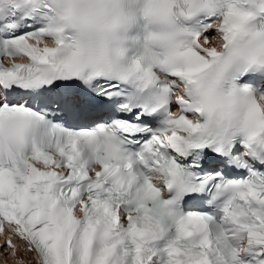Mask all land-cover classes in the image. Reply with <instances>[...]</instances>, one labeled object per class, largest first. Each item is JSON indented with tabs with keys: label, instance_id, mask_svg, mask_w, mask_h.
I'll list each match as a JSON object with an SVG mask.
<instances>
[{
	"label": "snow or ice",
	"instance_id": "1",
	"mask_svg": "<svg viewBox=\"0 0 264 264\" xmlns=\"http://www.w3.org/2000/svg\"><path fill=\"white\" fill-rule=\"evenodd\" d=\"M0 264H264V0H0Z\"/></svg>",
	"mask_w": 264,
	"mask_h": 264
},
{
	"label": "rangeland",
	"instance_id": "2",
	"mask_svg": "<svg viewBox=\"0 0 264 264\" xmlns=\"http://www.w3.org/2000/svg\"><path fill=\"white\" fill-rule=\"evenodd\" d=\"M13 264H14V262H13Z\"/></svg>",
	"mask_w": 264,
	"mask_h": 264
}]
</instances>
